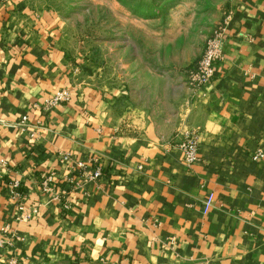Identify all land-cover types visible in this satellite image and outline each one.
Returning a JSON list of instances; mask_svg holds the SVG:
<instances>
[{
    "label": "crops",
    "instance_id": "1",
    "mask_svg": "<svg viewBox=\"0 0 264 264\" xmlns=\"http://www.w3.org/2000/svg\"><path fill=\"white\" fill-rule=\"evenodd\" d=\"M217 10L222 58L193 89L185 69L98 63L53 9L0 0V264H264V0Z\"/></svg>",
    "mask_w": 264,
    "mask_h": 264
},
{
    "label": "rangeland",
    "instance_id": "2",
    "mask_svg": "<svg viewBox=\"0 0 264 264\" xmlns=\"http://www.w3.org/2000/svg\"><path fill=\"white\" fill-rule=\"evenodd\" d=\"M222 1L24 0L53 9L65 33L98 63L111 67L115 59L121 68L132 61L185 72L224 24L227 14L217 21Z\"/></svg>",
    "mask_w": 264,
    "mask_h": 264
},
{
    "label": "built area",
    "instance_id": "3",
    "mask_svg": "<svg viewBox=\"0 0 264 264\" xmlns=\"http://www.w3.org/2000/svg\"><path fill=\"white\" fill-rule=\"evenodd\" d=\"M226 18H228V16ZM224 42H225V23L212 37L208 39L204 51L197 64L186 71L187 81L191 88L201 89L207 87L210 84L211 80L214 77L215 63L221 60L222 58V48ZM69 99H70L69 92L66 89H60L55 91L45 101L44 107L51 108L66 103L69 101ZM178 148L182 151L183 159L187 166H190L197 161L198 141L195 133L193 132L185 133L182 140L178 144ZM253 158L261 159L263 158V154L261 152H257L253 156ZM3 164L4 162L0 161V165ZM99 175H100V170L95 169L93 172L89 174V179L95 180L99 177ZM16 188H17V184L13 183L11 187L13 194H15L14 190ZM1 235L2 233L0 232V247L3 245ZM8 264H19V262L15 260H11L8 262Z\"/></svg>",
    "mask_w": 264,
    "mask_h": 264
}]
</instances>
